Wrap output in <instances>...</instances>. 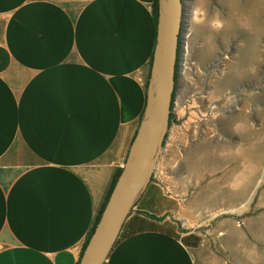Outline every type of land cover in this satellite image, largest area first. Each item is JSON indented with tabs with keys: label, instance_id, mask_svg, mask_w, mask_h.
I'll return each instance as SVG.
<instances>
[{
	"label": "crops",
	"instance_id": "obj_1",
	"mask_svg": "<svg viewBox=\"0 0 264 264\" xmlns=\"http://www.w3.org/2000/svg\"><path fill=\"white\" fill-rule=\"evenodd\" d=\"M152 5L0 0V264H77L144 110ZM220 163L197 152L178 197L155 173L103 264H264V216Z\"/></svg>",
	"mask_w": 264,
	"mask_h": 264
},
{
	"label": "rangeland",
	"instance_id": "obj_2",
	"mask_svg": "<svg viewBox=\"0 0 264 264\" xmlns=\"http://www.w3.org/2000/svg\"><path fill=\"white\" fill-rule=\"evenodd\" d=\"M183 1L175 105L152 176L164 175L168 193L178 197L180 181L194 189L189 167L197 152L213 150L224 183L235 177L250 185L243 216L258 219L264 216V0Z\"/></svg>",
	"mask_w": 264,
	"mask_h": 264
},
{
	"label": "water",
	"instance_id": "obj_3",
	"mask_svg": "<svg viewBox=\"0 0 264 264\" xmlns=\"http://www.w3.org/2000/svg\"><path fill=\"white\" fill-rule=\"evenodd\" d=\"M183 0H158L156 41L145 106L127 156L77 264H103L144 191L168 130L182 49ZM179 51V53H178Z\"/></svg>",
	"mask_w": 264,
	"mask_h": 264
},
{
	"label": "trees",
	"instance_id": "obj_4",
	"mask_svg": "<svg viewBox=\"0 0 264 264\" xmlns=\"http://www.w3.org/2000/svg\"><path fill=\"white\" fill-rule=\"evenodd\" d=\"M152 7H153L154 18H155V21H156V23H157V19H158V0H153V5H152ZM178 53H179V51H178ZM176 70H177V66H176ZM171 108H172V105H171ZM171 116H172V114L170 113V115H169V121H170V119H171ZM120 170H121V168L117 169L116 172L114 173L113 177H112V180H111L110 186H109V188H108V190H107V193H106L105 199H104V201L102 202V204H101V206H100V208H99V210H98V213H97V215H96V217H95L94 223L92 224V227H91V229H90V232L88 233V235H87V237H86V240H85V242H84L83 249H84L85 245L87 244V241H88V239H89V237H90V235H91V233H92V231H93V229H94V226H95V224L97 223V221H98V219H99V216H100L101 211H102V209H103V207H104L105 201H106V199H107V197H108V195H109V193H110V191H111V189H112V187H113V185H114V183H115V181H116V179H117V176H118ZM83 249H82V251H83ZM81 254H82V252H81ZM81 254H80V256H81Z\"/></svg>",
	"mask_w": 264,
	"mask_h": 264
},
{
	"label": "built area",
	"instance_id": "obj_5",
	"mask_svg": "<svg viewBox=\"0 0 264 264\" xmlns=\"http://www.w3.org/2000/svg\"><path fill=\"white\" fill-rule=\"evenodd\" d=\"M184 30V29H183ZM183 35V33H182ZM182 41H183V37H182ZM182 45V44H181ZM181 57V56H180ZM172 105L174 106L175 105V101L172 99Z\"/></svg>",
	"mask_w": 264,
	"mask_h": 264
},
{
	"label": "bare ground",
	"instance_id": "obj_6",
	"mask_svg": "<svg viewBox=\"0 0 264 264\" xmlns=\"http://www.w3.org/2000/svg\"><path fill=\"white\" fill-rule=\"evenodd\" d=\"M250 8V7H249ZM257 10V9H256ZM244 17V16H243Z\"/></svg>",
	"mask_w": 264,
	"mask_h": 264
}]
</instances>
